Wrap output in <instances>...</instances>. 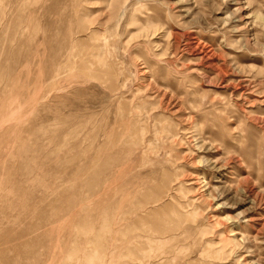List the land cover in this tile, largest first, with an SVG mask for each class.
Returning a JSON list of instances; mask_svg holds the SVG:
<instances>
[{
	"label": "rangeland",
	"instance_id": "374dc122",
	"mask_svg": "<svg viewBox=\"0 0 264 264\" xmlns=\"http://www.w3.org/2000/svg\"><path fill=\"white\" fill-rule=\"evenodd\" d=\"M0 264H264V0H0Z\"/></svg>",
	"mask_w": 264,
	"mask_h": 264
},
{
	"label": "bare ground",
	"instance_id": "6f19581e",
	"mask_svg": "<svg viewBox=\"0 0 264 264\" xmlns=\"http://www.w3.org/2000/svg\"><path fill=\"white\" fill-rule=\"evenodd\" d=\"M206 59V58H205Z\"/></svg>",
	"mask_w": 264,
	"mask_h": 264
}]
</instances>
